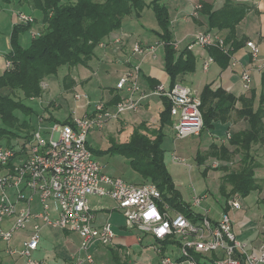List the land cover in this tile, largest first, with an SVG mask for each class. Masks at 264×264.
Here are the masks:
<instances>
[{
  "label": "built area",
  "instance_id": "2783aa9c",
  "mask_svg": "<svg viewBox=\"0 0 264 264\" xmlns=\"http://www.w3.org/2000/svg\"><path fill=\"white\" fill-rule=\"evenodd\" d=\"M200 8L201 4L196 5L192 16H197ZM18 18L23 23L34 22L32 15L23 12ZM31 33L33 37L40 34L39 31ZM124 44L125 38L117 36L99 45L112 46L118 52ZM195 44L219 46L229 51L224 38L211 32L198 31L188 48ZM247 46L256 60V43L247 41ZM156 50L157 45L146 47L139 42L132 47L133 54L142 56L151 53L156 57ZM10 65L8 62L7 67ZM204 68H209V62ZM140 72L138 63L121 74L116 89L126 95L115 105L108 106L103 100L92 103L88 93L78 91L74 94L75 100H87L85 107L89 109L83 117L77 116L74 110L71 123H46L40 116L25 144L11 148L0 142V242L9 244L32 227L22 245L8 247L7 253L21 257L25 264H41L34 253L39 248L42 230L48 227L78 233L83 256H78L75 264H96L91 249L97 245L113 246L115 232L110 220L97 224L90 196H107L123 212L124 228L140 233L139 243L146 235L154 238L159 264H264V237L257 249L251 247L252 251L237 237L229 214L231 209L241 208L236 196L228 200L229 211L222 210L215 218L210 215V209L197 210L207 195L195 193L190 206L200 218L193 221L166 201L156 184H134L109 175L94 158L88 143L92 127L102 128L107 120H118L123 114L138 111L153 96L165 97L170 102L171 115L177 118L173 125L176 139L198 135L204 128L202 101L196 91L177 82L168 89L159 83L147 92L138 84ZM241 79L243 88L249 90L253 79L248 68L243 69ZM46 85L42 83L44 89ZM172 159L175 163H185L175 153ZM212 166L218 167L220 163L212 162Z\"/></svg>",
  "mask_w": 264,
  "mask_h": 264
},
{
  "label": "trees",
  "instance_id": "16d2710c",
  "mask_svg": "<svg viewBox=\"0 0 264 264\" xmlns=\"http://www.w3.org/2000/svg\"><path fill=\"white\" fill-rule=\"evenodd\" d=\"M5 1L9 3L11 0ZM200 4L198 14L206 18L208 29L216 32L226 31L225 44L230 43L237 48L240 42L236 34L237 27L248 12V5L238 0H224L220 6L206 1ZM32 7L39 11V15H34V22H18L13 26L11 51L7 54V60L11 65L0 75V118L3 123L0 125V142L5 146L17 148L19 143L25 144L37 127L36 122L31 118L35 113V107L27 104L24 98L42 97L45 92L43 81L56 76L62 66H88L97 46L113 32L120 31L128 16H139L145 9H153L157 16L160 28L156 35L165 46V70L171 78V87L178 82L181 75L195 71L196 57L191 49L186 47L176 57L170 16L162 0L149 2L147 0H75L66 3H62V0H33ZM38 19L43 23V30L38 36L33 37L29 46H23L19 41L20 34L30 30ZM207 48L215 60L222 57L225 59V64L231 62L229 51L225 52L219 46ZM159 83L153 81L152 88ZM66 87L68 89L73 86L67 84ZM121 98V95L116 93L107 105L113 106ZM237 100L243 103V107L237 112L241 116H247L250 121V128L236 134L231 141L239 147L241 159L235 167L225 165L214 168V170L225 169L221 179V191L227 199L234 196L245 197L261 189L257 171L262 164L251 150L254 144L264 145V95L261 98L260 108L255 112L253 98L236 97L221 88L214 90L210 85H206L201 94L204 119L202 131L211 128L215 121H226L235 108ZM163 102L164 109L157 127L150 130L147 124H142L136 128L128 142L118 143L113 140L106 153L128 157L133 170L143 181L140 184L148 182L156 184L164 199L175 209L186 214L193 221H198L200 215L184 201L165 163L162 142L165 129L173 124V119L170 102L165 97ZM20 115L26 117L21 119ZM36 115L38 116V113ZM50 117L51 121L71 123V117L65 120H58L52 115ZM90 149L93 151L91 147ZM206 155L200 158L201 164L210 156L226 162H231L232 158L225 146L217 144H211L210 151ZM261 202L264 204V198ZM229 209L228 204L223 208L225 211ZM113 254L115 262L120 264L122 258L118 251L113 250Z\"/></svg>",
  "mask_w": 264,
  "mask_h": 264
},
{
  "label": "rangeland",
  "instance_id": "374dc122",
  "mask_svg": "<svg viewBox=\"0 0 264 264\" xmlns=\"http://www.w3.org/2000/svg\"><path fill=\"white\" fill-rule=\"evenodd\" d=\"M75 0H62V3L74 2ZM150 0H147L149 2ZM168 9L170 16V28L173 34V40L176 44V57L187 47L188 34L197 33L198 28L190 19L189 23L183 21V17L178 15V12L181 11L183 16H192L194 11V5L199 4V0H162ZM224 0H218V5ZM11 0L9 3L5 0H0V67L5 66L6 58L3 53L4 47L6 46V38L9 33L11 34V29L13 23H18V15L23 12L25 14L32 13L35 16L39 15V11L32 7L33 0ZM33 8V9H32ZM134 16V17H133ZM133 17L132 31L134 36L131 41L134 43L140 42L143 44H153L159 45L157 56L158 59H154L153 55L148 56L142 62V69L140 72V77L138 79V84L141 89H145L147 92H150L151 88L149 80L150 77H157V74L162 70H165V46L161 42L156 32L159 31V22L155 11L151 8L145 9L141 15H131ZM22 23V22H21ZM44 28L43 25L40 26L42 31ZM130 37V36H129ZM33 37L31 31L28 30L23 32L19 36V41L23 46H29L31 44ZM201 47V48H200ZM204 47V46H203ZM201 45H198L192 52L200 58L202 55L200 49L203 48ZM204 50V49H203ZM207 52V51H206ZM204 51V53H206ZM203 53V54H204ZM145 56V55H144ZM136 57V60L133 64H138L141 62V59ZM143 57V56H141ZM137 58L139 60H137ZM115 67L105 65L102 67V70L99 73V77H96V80H99L102 88L113 87L115 84L114 76H108L107 70H113ZM72 74L74 67H68L67 65L62 66L59 69V72L56 76L60 84V91H54L48 96V94H43L42 99L32 98V99H23L27 104H30L35 107V113L31 116L37 126V115L44 113V109H51L57 101L60 105V109L54 111V115L59 120L67 119L68 116L74 115V110L76 109V114L79 117H83L87 112V100H80L76 102L73 92L64 93L62 91H70L71 88H66V85L73 86L74 81L72 80L71 74L67 75L66 71ZM167 73V72H166ZM65 76V77H63ZM169 76V75H168ZM216 76L214 66L210 67L208 72L203 71L201 60L196 61L195 71L188 73L185 77L184 83L190 86L194 91L198 93V96L202 94L203 89L212 77ZM63 77V78H62ZM170 77V76H169ZM66 78V79H65ZM70 78V79H68ZM62 79V80H61ZM220 79V78H219ZM220 80H218L219 82ZM56 82V79H55ZM57 83V82H56ZM62 83V86H61ZM144 87L143 85H147ZM163 83V82H161ZM164 84V83H163ZM167 84V85H166ZM164 84L166 88H169V80ZM63 87V89H62ZM45 89L44 91H46ZM62 90V91H61ZM89 93V92H88ZM122 96L125 95L124 92L121 93ZM21 96V93L20 95ZM23 98V94H22ZM151 106L148 110L144 107H140L138 111L128 112L120 116V119H110L107 120L102 128L97 126L92 127L88 135V143L94 151V158L105 168V172L109 175L120 177L128 182L138 183V178L140 176L135 172L130 165V160L126 156L122 155H110L106 152L112 145V141H117L118 143L128 142L136 128L142 126V124L151 123L154 125V121H159L162 110V104L159 105L153 97ZM147 99V100H148ZM48 100H56L50 104H47ZM44 101V103H43ZM102 101L100 99L92 100V103ZM44 108V109H43ZM25 118V115H20ZM69 116V117H70ZM175 119V118H174ZM0 125H3L0 118ZM154 127H150V130ZM208 130L200 136L191 135L184 138L175 137L174 129L171 126H167L165 129V137L162 142V148L165 150V163L168 167L173 182L176 185L178 191L181 192L185 202H192L193 195L197 194H206L207 198L204 200L202 207L197 208V210L210 209V215L212 217H217L219 212L227 205V199L221 191V170L206 169L199 162V153H201L205 147L209 146L211 143V137L207 133ZM154 138L153 136H151ZM175 153L177 157L184 159L185 163H175L172 159V154ZM263 167L258 170L257 177L259 179V184H261V189L258 191L252 192L250 195L242 197L236 196L241 202L240 209H231L229 214L234 221L235 230L237 237L240 241L248 244L249 249L252 251L251 247L254 246L256 249L259 246L260 241L264 237V204L261 202V199L264 198V156L262 158ZM140 182H143L142 180ZM91 208L96 212L99 221L103 220L104 214L107 213V210L111 214V223L114 224L116 231L115 242L126 241V237L133 235H140L137 231H125L123 226L125 224V218L123 212L117 208V203L114 199L107 196H90ZM60 230V229H58ZM60 233V232H59ZM153 240L147 239L144 240L139 246L133 247L134 249H143L145 248L144 254L149 259L150 263H154L157 259L158 253L152 242ZM108 254H110L108 252ZM177 255V254H176ZM16 257V256H15ZM40 258L39 254L35 255V259ZM135 256L132 255L131 259L134 260ZM19 259V264H24V259ZM39 260V259H38Z\"/></svg>",
  "mask_w": 264,
  "mask_h": 264
},
{
  "label": "crops",
  "instance_id": "0c3cea01",
  "mask_svg": "<svg viewBox=\"0 0 264 264\" xmlns=\"http://www.w3.org/2000/svg\"><path fill=\"white\" fill-rule=\"evenodd\" d=\"M202 1H206L209 3H215L216 6H220L218 5L219 3L218 0H199V4ZM238 1L246 3L249 7V10L246 16L244 17V19L241 21V23L237 27L236 34L240 40L239 45L237 46V48L233 47L230 43L226 45L227 49L231 53L230 54L231 62L229 64H225V59L222 57H220L219 60H215L209 54L208 48L203 47V46H202L203 48L200 49V52L202 55L200 56V58H197L196 56V61L198 62V60H201L202 69L205 72H208L210 70V67L214 66L216 76L212 77L210 79V82H208V85H210L212 89L216 90V89L221 88L225 90L226 92L235 95L236 97L244 96L245 98H248V99L253 98L254 99L253 110L256 112L261 106V98H262V95H264V0H238ZM195 6L196 5H194V7ZM28 14L35 17L32 13H28ZM178 15L179 17L182 16L183 21H185L186 23H189L191 19L193 23L196 25V27L198 28V31H210L213 34L219 35L223 38L226 35V31L216 32V31L209 30L206 18L200 15V13L197 16L189 15V16L184 17L183 13L179 11ZM133 17L128 16L121 30L117 32H113L104 40V41L113 40V38L117 36H123V38H125V44L122 47V50L115 52L112 46H110L109 48H102L100 47V45H98L97 48L95 49V55L93 59L89 62L88 66L74 67L72 74L69 72V70L66 71L65 75L67 76L71 74L72 76L71 78L74 81V85L73 87H70L71 88L70 91L61 90L62 92L64 93L73 92V94H75V92H78V91L86 92V93L89 92L88 94L92 100L100 99V100L105 101L106 103H108L109 100L112 99L114 94L118 93L121 95L123 91H118L116 89V84L121 74L125 72L126 70H128L131 67V65H133V62L136 60L137 56H139L138 58L141 59V62H139V64H141V69H142V62L144 61V59L152 55L151 53H149L141 57L142 55L133 54L132 47H133L134 42L130 40L134 36V33L132 31V28H133L132 21L134 19ZM15 24L16 23L14 22L13 26ZM41 25H43V23L41 22V19H38V21L30 29V31L40 32ZM12 29H11V33H12ZM195 34L196 33L187 35V38H186L188 39L187 47L191 43L194 42ZM247 41H254L258 47V58L256 60H254L251 56V51H250V48L247 46ZM140 44L146 47L154 46L153 44H147V45L143 43H140ZM197 46L198 44H195L191 48V50L193 51ZM158 47L159 45L157 44L156 52L158 51ZM10 51H11V34L9 33V35H7V38H6V46L4 47V50H3V53L5 54V58H6V64L5 66L0 67V75L7 68V63H8L7 54ZM204 51L205 52L207 51V52L204 53ZM138 58L137 60H139ZM155 58L158 59V56L154 57V59ZM233 60H236L235 65L232 64ZM206 62H209V68L207 70L204 68V65ZM105 65L115 67L111 71L107 70L108 76L109 77L114 76L115 78V84H113V87L102 88L100 81L96 80V77H99V73L102 70V67ZM245 68H248L251 71L252 79H253L251 88L249 90H245L243 88L242 79H241V73L243 69ZM186 76L187 74L181 75L178 78V82L180 83L184 82ZM55 79L57 83L55 82ZM168 80H169V87H171V78L168 76V73L162 70L160 73L157 74V77H154V78L150 77L149 83L152 88L153 81H158L160 83L163 82L164 84H166ZM218 80L220 81L218 82ZM43 82L47 84L46 85L47 87L45 88L47 90L44 92V94H48V96H50V94L53 93L54 91L56 90L60 91V84H59L58 78L49 77ZM61 86H62V83H61ZM143 86L148 87L149 85L147 83V85H143ZM121 97L123 96L121 95ZM43 98L44 97H42V99ZM200 98H201V95H200ZM153 99L156 102H158L159 105L162 104L161 107L163 109L164 107L163 97L153 96ZM54 101L56 100H48L46 101V103L50 104ZM75 101L77 103L80 102L77 100ZM151 101L152 99L151 100L146 99L143 102L142 107L148 110L151 106ZM242 107H243V103L240 100H237L235 108L230 113V116L226 121H221V120L215 121L211 128H205L201 132L200 136H202V134H204V132L208 130L207 133L211 137V143H209V146L205 147L204 150L201 153H199V156H198L199 162L202 156H207L206 154H208V152L210 151L211 144L225 146L229 150L230 155L232 157L230 159L231 162H226V161H220L208 155L210 157H208V159L202 164L206 169L207 167H211V169H214L215 167L212 166V162H215V161L220 163L219 167L225 166V165L235 167L238 165V162L241 159V153L239 152V147L235 144H232L231 141L233 140L236 134L244 132L245 130L250 128V121L248 117L241 116L239 112H237ZM60 108L61 107L57 103V101L53 105V108H51L50 110L43 108L44 113H41V115H38L37 117V120H36L37 125H38V118L40 116H43L46 119V123H50L51 122L50 116L52 115L53 117L56 118L53 112L56 110H59ZM88 112H89V109L87 108L86 113ZM174 118L175 117L172 116V119H173V124L171 125L172 128H173L174 123L177 121V118L175 119ZM153 123L154 125L149 123L148 126L157 127L159 125V121H154ZM251 151L256 157V159L262 164V167H263L262 158L264 156V145L254 144L252 146ZM220 170H221L220 174H222V177H223V175L225 174V171H224L225 169L224 170L220 169ZM141 180H142L141 178L140 179L138 178V183H134V184H140ZM188 204L190 205L191 202ZM109 211L110 210H107V213L104 214V218L101 221H99L97 214L94 211L97 217V224H101L105 220H110L111 222L110 217H111L112 212L110 213ZM218 216L219 214L217 215V217ZM112 225L114 228V224ZM29 229L30 230L26 232H21L20 234H18L15 240L9 244L0 242V261L2 262V264H19L18 263L19 259L16 258L17 256L15 257V256L9 255L7 253V249L10 246L20 247L22 245L23 238L27 237L30 234L32 227L30 226ZM123 229L125 231H128L124 228V226H123ZM114 232H115V237H116L117 234H116L115 228H114ZM136 235H133L132 237L127 236L126 241H123V242L121 241V242L116 243L114 241L113 246L97 245L93 247L91 249V252L94 255L96 264H117L115 262L113 250L118 251L119 255L121 256L122 259H121L120 264H159L158 256L154 263H150L148 261L149 259L144 254L145 248L143 249L133 248L135 246H139L140 244L138 241L139 235L138 236ZM41 236H42V239H41L39 248L34 253V257L36 254L40 255V258L37 257V260L39 259L41 264H75L76 258L78 256H83V252H80L81 238L79 234L76 232H71L68 230H61V229L58 230V229L46 227L42 230ZM146 238L147 239L151 238L153 240L152 242L153 243L155 242L154 238L151 235L144 236L143 241L146 240ZM108 252L110 254H108ZM132 255L135 256L134 260L131 259ZM19 258L21 259V257ZM85 264H89V263H85Z\"/></svg>",
  "mask_w": 264,
  "mask_h": 264
}]
</instances>
